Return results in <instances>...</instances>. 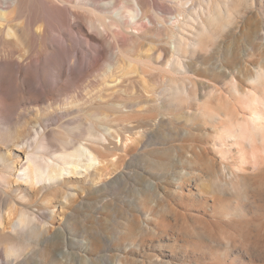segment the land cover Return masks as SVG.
Here are the masks:
<instances>
[{"label":"rangeland","instance_id":"1","mask_svg":"<svg viewBox=\"0 0 264 264\" xmlns=\"http://www.w3.org/2000/svg\"><path fill=\"white\" fill-rule=\"evenodd\" d=\"M160 1L170 6L171 13L173 4ZM245 9L247 13L237 19L235 27L238 28L228 29L215 50L197 54L191 66L190 76L194 79L191 88L201 102H207L210 86L225 91L223 95H230L227 83L232 76L224 69L232 71L236 64L241 70L235 78L242 81L241 89L247 90V78L255 75L247 66L264 56V0H256L254 7ZM146 10L151 15L150 7ZM12 16L15 19L11 24L12 35H7L9 27L0 32L1 155L11 152L17 156L16 161L25 163L26 155L13 143L27 148L26 143L33 142L42 129L52 142V150L61 149L55 139L68 129H76L80 140V133L91 124L99 128L114 127L121 135L125 124L129 127L125 134L139 139L128 150L129 155L117 151L122 156L121 169L105 182L95 184L93 176L85 183L84 177H80L69 185L76 189V200L70 202L54 225L48 226L53 232L62 228L69 240L66 245H59L58 250L75 253L79 261L87 257L91 264H264V192L250 189L247 195H241L219 191L225 177L221 176V164L211 151L217 130L214 123L200 116H178L170 120L159 116L164 111L151 110L136 112L123 122L109 109H90L86 98L92 90L102 89L101 98H104L112 95L113 89L125 95L123 87L129 86L130 92L137 94L136 98L146 100L150 99L148 91L158 88L163 77L158 74L153 79L141 75L138 67H130L117 50L112 63L119 62V65L114 69L110 67V54L104 60L97 59L98 52L70 26L64 4L56 6L27 0L25 7ZM252 29L261 32L249 40ZM144 34L145 38L139 41L123 43V49L129 51L137 44L141 45L140 52L146 53L156 40V32ZM74 53H79L78 59ZM90 56L93 63L88 60ZM14 60L17 63L11 71L4 63ZM58 69L64 75L60 76ZM32 75L36 81L40 76L45 77L48 87L34 88ZM143 80L150 87L145 88ZM93 95L97 97L96 104L101 103L97 91ZM105 101L120 103L126 97ZM213 102L211 105L216 106ZM96 110L98 114L109 115V119L89 117ZM192 149H198L202 157L186 168L178 166L179 158ZM188 172L203 177L207 193L198 191L200 182L179 181ZM156 185L162 198L150 196ZM52 200L60 201L57 197ZM9 203L0 199L4 209ZM39 207L33 205L35 209ZM56 209L59 213V207ZM225 213L237 215L232 218L240 222L241 228L238 231L233 228V232L240 233L248 242L240 238L235 242L232 237L215 232L210 224L212 218ZM26 253L27 259L16 264H60L48 249L30 248ZM5 257L0 253V264H6Z\"/></svg>","mask_w":264,"mask_h":264},{"label":"bare ground","instance_id":"2","mask_svg":"<svg viewBox=\"0 0 264 264\" xmlns=\"http://www.w3.org/2000/svg\"><path fill=\"white\" fill-rule=\"evenodd\" d=\"M166 1L173 4L171 13L170 6L160 0H124L122 3L116 0L105 3L100 0H37V3L66 5L70 26L98 52L97 59L104 60L110 54L111 68L119 65V62L112 63L113 53L117 50L130 67H138L141 75H149L153 79L158 74L163 77L158 88L153 87L148 91L150 99L146 100L136 98L137 94L130 92L129 86L123 87L125 95L113 89L112 95L104 98H101L102 89L92 90L86 98L90 109H109L123 122L132 114L150 110L158 113L164 111L165 114L159 113V116L170 120L178 116H200L217 126L211 151L221 164V176L224 174L225 177L219 191L229 190L241 195H247L250 189L264 192V56H256L258 59L250 61L247 66L255 71V75L246 80L247 90H242V81L235 78L241 70L236 64L232 71L224 69L225 73L232 76L227 83L230 95H223L225 91L210 86L207 102H201L196 91L191 88L194 79L190 76L197 54L215 50L228 29L238 28L235 27L237 19L239 15L247 13L245 7H254L256 0ZM26 2L0 0V9H8L0 10V32L4 33L6 27H9L7 35H12L11 24L15 21L12 15L25 7ZM147 7H150L151 15ZM151 30L156 32V40L146 53H141V45L137 44L129 51L123 49V43L128 40L139 41L145 38L144 32ZM260 32L259 29L250 30L249 40ZM257 39H260L259 36ZM74 58L78 59L79 53ZM88 60L93 63L91 56ZM16 63L17 60L5 61L4 64L12 71ZM58 72L60 76L64 75L63 70L58 69ZM143 82L145 88L150 87L147 80ZM32 83L34 88L48 87L43 76L36 81L32 75ZM24 86L29 87L27 82H24ZM94 91H97L101 103L96 104L98 101L93 95ZM124 97L126 101L120 103L105 101L108 98ZM213 100L216 106L211 105ZM193 108L194 112L187 111ZM181 111H184V115ZM88 115L100 120H108L110 117L98 114L97 110ZM189 118L185 119L189 121ZM123 126L125 132L121 135L114 127L105 125L99 128L91 124L80 133V140H77L79 135L76 129H68L60 138L55 139L61 146L60 150H52V142L42 129L43 132L36 133L33 142L26 143L27 148L13 143L18 151L26 155L25 163L16 161L17 156H12L11 152L5 155L0 153V199L10 202L7 209L0 204V253L6 256V264L25 261L28 257L26 252L30 248L50 250L60 264H91L87 257L79 261L75 253L58 250L59 245H66L69 240L62 228L53 232L48 226L54 225L70 202L76 200V189L70 184L79 181L80 177H84L83 182L89 183L93 176L96 177L93 183L99 184L121 169L122 156L117 151L129 155L128 150L139 141L138 137L126 135L129 127L125 124ZM201 157L198 149H192V152L182 155L177 164L186 168ZM179 181L200 182L198 191L200 194L207 193V184L199 174L183 173ZM158 189V185L154 186L150 196L162 198ZM55 197L60 201L54 203L52 198ZM32 199L35 201L32 202ZM33 205L40 207L35 209ZM58 207L59 213L56 212ZM235 216L230 213L215 216L210 224L217 234L228 235L235 242H239L238 238L248 242L240 233L233 232V228L237 231L241 228L240 222L232 218Z\"/></svg>","mask_w":264,"mask_h":264}]
</instances>
